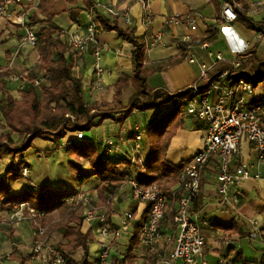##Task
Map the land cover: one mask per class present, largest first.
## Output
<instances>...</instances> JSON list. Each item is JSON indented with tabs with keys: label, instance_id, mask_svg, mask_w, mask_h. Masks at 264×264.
<instances>
[{
	"label": "crops",
	"instance_id": "1",
	"mask_svg": "<svg viewBox=\"0 0 264 264\" xmlns=\"http://www.w3.org/2000/svg\"><path fill=\"white\" fill-rule=\"evenodd\" d=\"M93 1L96 4V10L111 20L116 17L107 15L106 10L118 11L120 16L117 18H119L120 24L125 28H135L137 36L146 42L148 51L145 61L150 72L148 86L151 90L175 94L190 88L203 79L204 72L209 73L215 69L219 63L216 58L218 54H222L224 62L231 63L243 52L254 48L260 40L262 43L260 51L258 50V56L260 59H264V56L261 57L260 55L264 49L262 35L246 29L238 21L229 23L222 19L224 0H150L145 8L141 0ZM239 3L255 21L264 22V0H240ZM84 7L80 3L78 6H71L70 8L78 16ZM194 13H197L198 17L192 26L187 24L176 25L173 22L176 18H183ZM125 14L129 16L130 25H127L123 18ZM148 16L151 17L150 20H148ZM23 18L14 17V22L4 19L0 23V52H2V55L0 53V70L6 69L9 73L7 78L0 80V86L3 84L6 87V92L16 100H21L23 92L28 89L20 77L27 70L38 69L40 63V54L37 49L24 42L23 38L28 27L16 24V22L21 23ZM24 20L27 21V18L25 17ZM72 20L69 13H64L56 17L54 22L64 32H74L76 25L75 20ZM83 22L82 20L81 24ZM209 28L217 30V39L211 44L200 45L198 41L207 37ZM158 34H162L163 39L161 42L155 43L154 40ZM186 37H189L190 41L182 43L185 50L184 55H186V59L183 60L180 46ZM98 39L102 45L100 66L104 69L103 76H98L96 73L95 53L97 48L95 45L89 46L86 51L81 53L71 51L67 55V60L76 77L82 81L84 97L90 106H99L103 113L125 109L136 94V90L130 87L120 96H117L115 86L122 79L130 80L134 76L133 46L126 40L119 38L115 32L102 31ZM206 45L209 46L206 47ZM192 59L195 60V63L190 62ZM2 98L0 92V99ZM247 99L251 102L258 100L253 99L250 95L247 96ZM171 108V106H165L147 111L136 109L123 123H118L121 115H113L100 127L94 128L96 132L90 137L91 139H88L85 134V140L91 142L101 152L108 151L107 154L114 161L124 159L132 161L134 164L129 171L130 174L141 178L144 176V171L135 160L141 158L143 161H147L150 157L149 147L145 143V132L151 124ZM0 121L2 122L1 116ZM136 126H140L143 131L141 151L136 150L134 140V135L137 133ZM207 127L204 121L187 114L184 128L178 130L170 141L167 160L178 167L190 161L200 149L202 140L207 134ZM73 138H75V134L71 133L66 140ZM108 140L113 141V146L107 145ZM42 141V139H37L33 143V147L41 156L55 149L53 142L46 141L44 144ZM66 158L70 162L68 157ZM61 162L66 164L62 160ZM241 165L249 168L252 176L260 174L261 177L260 179L246 180L239 186L242 199L236 210H233L231 201L223 202L218 193L216 160H209L205 167L197 212L200 216L199 222L204 223L202 233L207 240V247L194 264H264V163H259L255 145L248 142L241 143L239 152L234 157L232 169L234 170ZM82 168L86 174H90L86 162L82 164ZM65 172L68 173L66 177H73L76 181L69 166L65 168ZM3 176L7 180L9 178L12 180V176L7 177V172ZM99 185L100 181L97 178H92L82 186L76 182L75 187L71 189L92 195L98 203ZM13 188H11L12 192L15 193ZM48 188H53V186ZM9 210L8 206L0 205V215L5 216ZM145 210L146 207L140 205L133 198L131 185L126 184L111 201L112 217L109 222L117 231L122 226L126 213L133 212L137 224L143 217ZM57 212H61V210H57L48 216L51 217ZM63 219L64 217L60 218L59 221ZM232 224L235 230L230 233L221 228ZM98 225V222L92 225L94 231ZM29 226V224H21L12 234L11 239L5 237L4 243H8V246L3 249L0 246V264H18L10 257L13 248H17L23 254L31 253L30 246L34 242V237ZM172 226L173 220L170 221L167 230L162 231L164 239L158 243L154 252H149L144 248L137 250V264H166L174 246L173 243L168 244L167 242L171 236ZM5 232L0 231V240ZM254 232L258 233L255 239L252 238ZM95 238L90 245L92 262L98 259L99 245L102 242L101 238ZM60 243L66 242L63 240ZM127 243L128 241L124 239L113 241L111 252L117 247L123 248ZM8 251H11L10 255ZM79 251L77 250L74 258L78 254L80 259ZM80 252L82 255V251ZM6 255L8 259L4 260ZM33 262L34 257L27 264H33Z\"/></svg>",
	"mask_w": 264,
	"mask_h": 264
},
{
	"label": "trees",
	"instance_id": "2",
	"mask_svg": "<svg viewBox=\"0 0 264 264\" xmlns=\"http://www.w3.org/2000/svg\"><path fill=\"white\" fill-rule=\"evenodd\" d=\"M235 1L239 2L240 0ZM2 2L3 0H0V5ZM80 3L85 8L94 10L95 20L102 26L103 31L115 32L119 38L133 46L134 76L130 80L122 79L115 86L117 96L130 87L136 90V94L125 109L103 113L99 106H90L84 97L83 83L76 77L67 60V55L73 50L69 46L67 33L59 28L54 20L64 13H69L72 21L76 20L77 16L70 7L78 6ZM237 13L239 23L246 29L262 35L264 39V22L255 21L242 7L237 9ZM26 24L37 33L39 41L36 49L40 54V63L38 69H30L23 74L22 82L26 83L28 89L23 92L21 100H16L6 92V87L3 84L0 86L3 97L0 99V116L2 118V122L0 121V130L2 131L0 133V154L5 150L11 159L7 168V177L12 176L13 181L24 179L22 170L28 166L21 165L16 170L13 162L19 152L32 148L35 140L42 139L53 142L56 150L61 148L65 150L66 156L70 160L71 173L75 176L79 186L92 178H97L100 181L98 202L106 210L105 216L111 231H116V228L109 222L112 217L111 201L130 179H136L142 187L160 185L172 209L177 201L176 195L179 192L184 165L178 167L170 163L167 160V152L172 138L178 130L185 126L186 107L187 103L195 97L194 88L190 87L175 94L151 90L148 86L150 72L145 61L148 51L146 42L137 36L135 28L123 27L119 18L111 20L102 15L96 10L93 0H40L36 12L27 18ZM217 37V30L209 28L207 37L202 39L199 44H211ZM261 43L260 40L254 48L239 55L240 58L247 59L249 62L248 67L244 69L235 71L231 63L219 62L215 69L207 74V79L204 82H198L199 92L208 91L212 83L223 72H228L230 80L234 83L246 80L252 83L254 90L257 89L259 84L264 83V59H260L258 56ZM180 47L183 60H185L184 45L181 43ZM0 71H4L1 80L9 76L6 69ZM38 81L39 85L36 84ZM254 102L261 103L264 110L263 97ZM165 106L172 108L151 124L145 132V143L149 147L150 157L142 165H139L144 171V176L141 178L130 174L129 171L134 164L132 161L127 159L114 161L107 154L108 151L101 152L99 148L85 140L86 132L100 127L113 115H121L118 123H123L136 109L147 111ZM79 132L83 133V140L69 139L70 145L63 148L62 143L67 136ZM84 162L88 164L90 174H86L82 168ZM2 180L1 177L0 205L14 208L22 204H29L32 208L47 215L61 210L64 212V219L57 228L63 231V240L66 243L56 245L57 250L68 258L70 264H91L90 245L95 239L93 227L87 225L81 214L77 210H72L68 205V199L79 193V190H64L29 184L27 190L15 194L11 191L9 184ZM147 213L148 209L145 210L140 222L134 224L129 241L127 245L123 246L122 252L118 256L109 258L110 264H137L136 252L144 248L140 243L139 229L146 220ZM173 215L172 211L165 220L168 217L173 220ZM221 228L228 233L235 230L233 224ZM77 250L82 251L80 259L74 258ZM33 256L32 251L29 254H23L17 248H13L10 257L18 264H27Z\"/></svg>",
	"mask_w": 264,
	"mask_h": 264
},
{
	"label": "built area",
	"instance_id": "3",
	"mask_svg": "<svg viewBox=\"0 0 264 264\" xmlns=\"http://www.w3.org/2000/svg\"><path fill=\"white\" fill-rule=\"evenodd\" d=\"M150 0H141L144 8ZM40 3V0H3L0 5V23L6 19L13 21L14 17H26L33 15ZM240 3L232 0L225 1L222 8V19L232 23L238 20L237 9H240ZM107 15L112 17L120 16V13L114 9H107ZM198 14L188 15L186 17L176 18L173 22L176 25L192 26L196 23ZM20 24L27 26L26 20ZM126 24L131 21L127 14L123 17ZM151 17L148 16V20ZM84 21L81 24V21ZM76 30L66 32L68 43L74 52H84L89 46H96L95 68L98 76H103L104 69L100 66V54L102 45L99 43V35L102 33V26L95 20L94 10L83 8L74 21ZM28 27V26H27ZM24 42L36 49L38 36L33 28L28 27ZM162 34H158L156 42H161ZM190 41L189 37L182 40L181 43ZM200 43V41H198ZM209 45H206V47ZM217 61H224L222 54L217 55ZM190 62L195 63L192 59ZM247 59L238 58L231 62L235 71L241 70L248 65ZM4 71H0V78ZM207 72L201 83L207 79ZM23 79V75L20 77ZM1 80V79H0ZM39 81L36 82L39 85ZM194 99L187 103L186 113L207 124V134L202 140V144L196 155L188 161L182 170L181 183L177 193V201L171 209L167 197L160 185L142 187L136 179H130L127 184L133 189V198L148 209L146 220L139 229V238L141 245L149 252H154L156 246L164 239L162 225L165 218L172 211L173 226L171 236L167 240L168 244L173 243V250L166 261V264H194L204 253L207 247V240L202 233L204 223L199 222V213L196 211L201 193V183L204 170L209 160L214 159L217 162V190L223 202H232L233 210L242 199L239 186L249 179H260L261 175L252 176L250 169L246 166H240L232 169L234 157L239 152L242 142H248L255 145L258 151L259 163H264V122L263 106L259 102L248 101L247 96L253 93L252 83L241 80L234 83L230 80L228 72L221 73L216 81L212 83L210 89L204 93L199 92V84L194 86ZM264 99V96H263ZM134 140L136 150H142V134L140 126H136ZM83 133L75 134V140L82 141ZM70 145L69 140H64L63 148ZM108 146H113V141H107ZM138 165L143 164V160H135ZM24 179L30 180L31 170L24 167L22 170ZM68 205L72 210L81 213L83 221L92 227L95 222L99 225L93 230L95 236L100 237L102 242L99 245L98 259L100 264H110V248L113 241L124 239L129 241L132 228L136 222V216L133 212L126 213L122 226L117 231H111L110 224L105 214H100L97 208L95 198L85 192H79L68 199ZM48 215L42 211L32 208L29 204L15 206L13 212L5 218L0 219V226L20 224H32L36 228L32 253L34 257L33 264H70L68 258L60 253L56 246L48 243L47 229L42 226V222ZM98 233V235H97ZM258 233L254 232L252 238H257Z\"/></svg>",
	"mask_w": 264,
	"mask_h": 264
},
{
	"label": "rangeland",
	"instance_id": "4",
	"mask_svg": "<svg viewBox=\"0 0 264 264\" xmlns=\"http://www.w3.org/2000/svg\"><path fill=\"white\" fill-rule=\"evenodd\" d=\"M260 48H261V46H260ZM0 53L2 55V52H0ZM260 55H261V57L264 56V49L261 51ZM238 58H240V57H238ZM250 96L253 99L254 98L255 99L262 98L264 96V83L259 84L258 88L255 89L253 91V93L250 94ZM1 132L2 131L0 130V133ZM95 132H96V129H93L89 132H86L85 134L88 136V139H91L90 137H92L95 134ZM42 142L45 144L46 140L45 141L43 140ZM61 149H58V150L54 149L53 151L46 153L44 156H41V154L39 152H37L36 148H34V147H32L26 151L22 150L21 152H19L16 160L13 162V166L16 168V170H18L21 167V165L28 166V168L31 170V177H30L31 181L23 179V178H20L17 181L16 180L13 181V179L11 180V178H9V180H7V178L3 176L7 172L8 165L11 163V159L9 157V154L7 153V151L4 150L1 152V155H0V178L3 176L2 181L9 184L10 187L13 186L14 188L13 187H11V188H13L15 193H21L23 190H27L28 189L27 187L29 184L30 185H34V184L38 185L39 184L42 186L45 185L47 187L53 186L54 188H57V189L60 188V189H64V190L71 189V188L75 187L76 181L73 179V177H66L68 175V173L65 172V168H67L69 166V161L66 158L67 153L65 152V150H61ZM61 160L64 163L66 162L67 165L66 164L64 165L61 162ZM44 197H45V195H44ZM9 208H10V210L7 213H5V216L0 215V219L5 218L7 215H9L13 212V208L12 207H9ZM97 208H98L100 214H105L106 210L104 207L100 206L99 202L97 203ZM78 213H80V212H78ZM63 217H64V212L61 211V212H57L56 214H54L51 217L48 216L47 219H45L42 222V226L47 229L48 243L52 246H56L61 241H63L62 230L57 228V226L63 222V220L59 221L60 218L62 219ZM170 221H171V219L169 217L164 221V223L162 225V231L167 230V227L170 226ZM25 224H28V223H25ZM29 225H30L29 227L33 231V237L35 238L36 228L32 224H29ZM2 227H4V228H2ZM17 227H19V226H12V225L0 226V231L2 233L6 231L5 234H2V236H1V240H0L1 249H3L5 246H8V243H4L5 237L6 238L9 237L11 239L12 234H14ZM97 235H98V233H97ZM97 238H98V236H97ZM33 243L30 246L31 251H32ZM120 248L121 247H117L113 252H111V248H110V252H111L110 258L118 256L123 250V248H121V249ZM8 252L7 253L10 255L11 251H8ZM79 253H80V257H81V252L79 251ZM75 258L79 259L78 254L76 255ZM3 259L4 258H2V261L8 259V256L6 255L5 259L4 260ZM91 264H98V259L95 260L94 262L91 261Z\"/></svg>",
	"mask_w": 264,
	"mask_h": 264
}]
</instances>
